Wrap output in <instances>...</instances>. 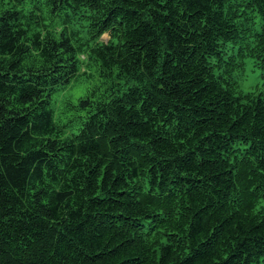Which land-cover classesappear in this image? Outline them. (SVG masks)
<instances>
[{"label": "trees", "instance_id": "16d2710c", "mask_svg": "<svg viewBox=\"0 0 264 264\" xmlns=\"http://www.w3.org/2000/svg\"><path fill=\"white\" fill-rule=\"evenodd\" d=\"M249 61L264 0H0V264H264ZM87 66L110 93L67 134L52 100Z\"/></svg>", "mask_w": 264, "mask_h": 264}, {"label": "rangeland", "instance_id": "374dc122", "mask_svg": "<svg viewBox=\"0 0 264 264\" xmlns=\"http://www.w3.org/2000/svg\"><path fill=\"white\" fill-rule=\"evenodd\" d=\"M61 17H52L45 10L42 12V23L52 25L57 30H65L61 24ZM83 22H75L66 27L67 33L79 32L81 37L84 36ZM76 36H73L75 38ZM109 34L106 33L101 37V40L107 41ZM81 58H83L81 56ZM110 84L109 79H102L94 66L81 67L79 74L71 81L64 89L59 90L53 97L52 108L55 112V120L58 124L66 125L67 134L76 132L81 125V120L78 118V113L71 109L80 97H84L87 93L95 91V95L99 96L104 92H109L107 89ZM239 90L243 92H261L264 95V78L259 69L254 67L249 61L245 64L243 73L238 79ZM83 113V112H81Z\"/></svg>", "mask_w": 264, "mask_h": 264}]
</instances>
